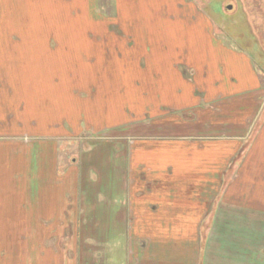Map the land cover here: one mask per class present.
<instances>
[{
	"label": "rangeland",
	"instance_id": "rangeland-1",
	"mask_svg": "<svg viewBox=\"0 0 264 264\" xmlns=\"http://www.w3.org/2000/svg\"><path fill=\"white\" fill-rule=\"evenodd\" d=\"M129 5L136 6L130 21L139 25L131 22L130 29L117 13ZM97 16L109 21L102 29L109 43H81L93 34L91 21ZM170 28L176 36L202 37L205 50L195 57L150 52L147 39ZM125 30L137 32V49L128 51L118 42ZM79 47L81 52L105 47L106 59L96 52L81 55ZM170 70L182 74L183 84L174 83L173 90L185 92L179 101H169L166 91H149L151 79H164L167 75L160 74ZM168 101L186 107H162ZM215 104L257 116V126H264V0H0V214L19 213L26 201V213L54 212V221L43 223L72 227L77 194L64 166L90 148L91 137L132 134L133 126L161 122L153 119L155 112L187 117ZM259 129H253L243 149L252 148ZM41 149L44 159L37 152ZM56 152L60 168L54 170ZM244 152L236 163H243ZM222 186L221 195L228 193L236 203L246 190L248 196L259 195V188H229L227 181ZM31 222L30 230L40 227ZM36 240L30 237L25 248L30 259L43 260ZM0 242L1 259L7 237L0 236Z\"/></svg>",
	"mask_w": 264,
	"mask_h": 264
},
{
	"label": "crops",
	"instance_id": "crops-1",
	"mask_svg": "<svg viewBox=\"0 0 264 264\" xmlns=\"http://www.w3.org/2000/svg\"><path fill=\"white\" fill-rule=\"evenodd\" d=\"M135 7L122 6L117 11L128 29L131 22L136 24L130 21ZM171 9L175 12L176 6ZM91 22L93 34L81 43H109V35L102 30L109 21L97 16ZM133 31L125 30L117 38L128 51L137 49ZM166 32L147 39L150 52L195 57L205 50L202 37L176 36L171 28ZM107 48L76 51L81 55L96 52L104 60ZM166 72L160 74L167 75L164 79H151L149 91H166L169 101H179L185 92L173 94V90L174 83L183 84L182 74ZM161 80L168 85H161ZM217 106L196 109L187 117L155 112L153 119L161 122L133 126L132 134L91 137L90 148H82L79 159L73 156L66 162L73 165L64 166L77 194L78 203L74 201L69 217L72 227L43 223L54 221L50 219L54 212L26 213L28 205L22 201L19 213H7L6 218L0 214V236L8 239L0 264H264V148L260 147L264 126L258 127L259 117L243 110ZM162 107L186 106L169 102ZM210 114L215 116L202 118ZM225 114L230 119L220 120ZM227 123V128L222 127ZM254 128L260 129L252 148L243 149ZM244 150L243 163H236ZM37 152L44 159L45 150ZM58 155L54 153V170L60 168ZM226 181L229 188L238 184L251 191L259 188V195L248 196L246 190L236 203L237 198L228 193L221 195ZM31 221H38L40 227L30 230ZM30 237L39 240L43 260L30 259L25 248Z\"/></svg>",
	"mask_w": 264,
	"mask_h": 264
}]
</instances>
